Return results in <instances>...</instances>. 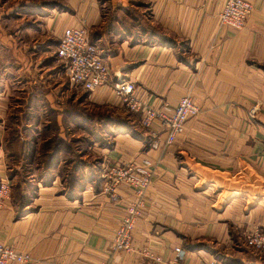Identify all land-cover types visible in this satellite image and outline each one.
<instances>
[{"label":"crops","instance_id":"1","mask_svg":"<svg viewBox=\"0 0 264 264\" xmlns=\"http://www.w3.org/2000/svg\"><path fill=\"white\" fill-rule=\"evenodd\" d=\"M226 1L148 0L151 17L142 35L119 19L113 25L97 0L24 3L33 23L17 25L13 33L5 25L0 32V181L12 184L0 209L4 245L30 253L32 264H158L143 255L144 248L163 264H264L244 239L254 229L264 231V0H247L254 11L240 31L219 24ZM49 2L64 3L67 10L58 13L53 4L43 15ZM81 26L110 65L111 79L94 92L83 90L78 104L85 113L91 105L103 109L97 123L103 133H115L109 148L89 143L88 154L59 153L48 168L39 129L49 113L60 116L62 106L76 107L78 96L64 93L61 101L57 67L52 62V75L45 73L49 66L40 50L45 37L61 38L66 28ZM119 79L134 82L139 101L161 118L186 96L200 112L168 146L161 120L144 129L140 116L114 96ZM13 128L19 152L7 147ZM64 140L68 146L75 142L72 136ZM93 148L104 168L135 163L154 169L131 253L113 252L112 245L138 195L122 184L114 203L87 181ZM71 170L87 183L61 194V177ZM50 175L54 180L45 182ZM177 247L187 252L184 261L177 260Z\"/></svg>","mask_w":264,"mask_h":264},{"label":"built area","instance_id":"2","mask_svg":"<svg viewBox=\"0 0 264 264\" xmlns=\"http://www.w3.org/2000/svg\"><path fill=\"white\" fill-rule=\"evenodd\" d=\"M253 5L247 0H227L219 14V24L234 30L246 27L253 14ZM57 56L63 62L69 73V80L73 87H80L85 91L94 92L105 87L111 79V67L103 58L100 49L89 37L85 27L66 28L57 49ZM137 86L134 82L119 79L114 85V96L119 99L128 111L139 115L141 125L152 130L154 123L161 120L166 126L168 134L166 145H174L178 135L183 132L185 124L198 116L200 109L193 100L183 97L170 117L161 118L152 107L143 105L137 98ZM257 109L250 111L251 118L256 116ZM157 145H154L156 147ZM107 179L102 185V191L111 194V200L119 203L117 188L122 184L128 185L138 195V201L127 207L128 216L115 232L112 245L113 252L131 253L135 250L133 233L137 221L145 213V194L154 179V172L150 165L130 163L126 165L109 166ZM11 195V186L2 182L0 185V209L3 201ZM245 243L252 251L264 257V231L254 229L245 233ZM143 255L162 263L160 256L154 255L151 250L143 249ZM177 259L184 260L187 252L176 249ZM33 258L28 252H19L4 245L0 241V264H32ZM216 264V263H211Z\"/></svg>","mask_w":264,"mask_h":264},{"label":"rangeland","instance_id":"3","mask_svg":"<svg viewBox=\"0 0 264 264\" xmlns=\"http://www.w3.org/2000/svg\"><path fill=\"white\" fill-rule=\"evenodd\" d=\"M27 1L28 0H0V32L1 33H3V28L5 25H6V27H9V29L5 28V30L12 31V33H13L15 31V29L17 28V25H21L23 23H25V24H29L31 22L33 23V17H31L30 15H28V16L25 15L26 13L28 14V12L25 11V9H24V7H25L24 3ZM45 1H47V0H45ZM61 2H64V0H61ZM97 2L101 6V13L104 14L105 17H107L109 15L110 16L109 18L111 19V23L113 25H114V20L119 19V24L121 23L123 27L129 28V31L133 32L136 35H142L143 33H145L147 31L146 28L149 24L148 21L150 20V17H151L150 5L148 3V0H97ZM53 4H54L55 10H57L58 13L64 12L67 10L64 3L58 5L55 2L54 3L49 2V3H45V5L42 6V8L44 10V11H42V14L46 15V14L50 13L49 7H51ZM10 26H12V28H10ZM39 35H41V34H39ZM61 38L60 37L54 38L51 35L45 37L43 48H42V50H40V55H41L40 57L44 59V65L49 66V67H46L45 73L49 72V75H52V74H50L51 73L50 64L52 62L54 64V66L57 67V69L54 70V73H57V72L59 73V78H60L59 88H60V99H61V101L64 99V97L61 96L62 94L69 93V92L71 94V92L73 91L72 93H75L76 97L78 96V98H75L77 100V104H75L76 107L67 106L66 109H68V110H66L64 108L65 106H62L60 116H59V113H57V112L49 113V117H48L49 119H47V124H45L44 128L43 127L41 128L42 133H41V129H39L40 130V135H39L40 137L38 139L41 138V140L43 141L40 149L44 153V151H46L45 147L49 141H52V140L56 141L60 138L63 141V143H65L64 139L69 138L71 136L74 137V139H75V142L73 141L71 143L73 152H75V153L80 152L82 154H88L89 143H91L90 144L91 147L97 146L99 148H104L106 145L109 148L108 143L112 141V137H113L115 132H114V130H112V131L110 130L111 132L105 134V133H103L105 131H101L100 124L97 123V121L99 120V117L105 115V111H103V109H100L99 107L94 106V105H91L90 107H87V105H85V107H87V111L90 110L88 113H90L93 118L88 119L86 117L83 119L82 115L77 114L78 111L81 113L83 112V109L81 108V107H83V105L78 104L84 100V97H83L84 94H82L83 89L80 87H73L71 85L70 80H69L68 70L65 67V65L63 64V62L57 56V49L59 47ZM92 40L93 39H91V41ZM58 42H59V44L57 46ZM46 86H49V85L45 84V87ZM69 98H70V100L68 103L71 104V97H69ZM72 98H74V97H72ZM66 100L67 99H65V101ZM68 103L66 105H68ZM61 105H63V102H61ZM80 105H82V106H80ZM148 107H150V106H148ZM64 112H67V115ZM75 112H76V114H73ZM173 112H174V110H173ZM173 112H172V114H173ZM172 114L170 116H172ZM71 115H73V117H71ZM170 116H168V117H170ZM57 117L60 118L61 124L64 127V128H62V133H61V128L56 127ZM249 117L251 118L250 112H249ZM251 119H253V118H251ZM154 125H153V127H154ZM165 128H166V126H165ZM146 130H148V129H146ZM18 132H20V131H18ZM12 134H16L15 128H13L11 130V135ZM166 134H168L167 128H166ZM10 139H12V137ZM103 140H105V141H103ZM8 146H12L13 151H18V152L20 151L18 143H13V145H11V143L9 142L7 144V147ZM15 147H17V149H15ZM94 150H95L94 148L92 150H90L92 155L87 158V162L91 163L90 164V173H89L90 178L87 181H89L91 184L94 183L96 185V187H98V189L101 190L103 183L107 179L106 175H107L109 166L123 165V164L110 163L107 165V167L104 168L103 167V161L101 159L102 157L100 155H98L99 153L94 152ZM42 157H44V156H42ZM42 159H44V158H42ZM44 162H45V159H44ZM150 167H151V170L154 172L152 165H150ZM75 175L77 178H79L78 181H76V182H74V170L69 171L68 174L66 172H64V175L61 177L62 178V183H61L62 186H60L61 192H62L61 194L71 195V194H74V189L80 190L82 187L85 186L87 181L86 182L84 181L85 180L84 177L82 175L77 176V171H75ZM44 178H45L44 179L45 182L46 181L51 182V180L52 181L54 180L55 176L50 175L49 177H44ZM47 179H51V180H47ZM2 182L8 183L11 186V191H12V184L8 179L1 180L0 185ZM77 182L80 185L82 183V186H79V188H78V186L76 185ZM92 186L95 187L94 185H92ZM177 248H181V247H177ZM144 249L149 250L148 248H144ZM176 249H175V252H176ZM181 249H183V248H181ZM142 251H143V249H142ZM182 261H184V260H182ZM158 264H163V262L158 263Z\"/></svg>","mask_w":264,"mask_h":264},{"label":"trees","instance_id":"4","mask_svg":"<svg viewBox=\"0 0 264 264\" xmlns=\"http://www.w3.org/2000/svg\"><path fill=\"white\" fill-rule=\"evenodd\" d=\"M82 111V110H81ZM73 114H76L73 113ZM78 115H82L83 119L84 118H88V119H91L93 118L92 115L90 113H85V112H77ZM71 117H73V115H71ZM100 118V117H99ZM12 139H11V145H13V143H18V144H21L19 142V137L17 136L16 137V134H12L11 135ZM23 145H21L22 147ZM45 150L44 153L42 151V154H44V159H45V165L49 168L51 166V164H55L58 160V154L59 153H64L66 154L67 152L69 154H71V152L73 151L72 149V146H68L67 143H63V141L59 138L58 140H52V141H49L45 147ZM68 150V151H67ZM78 174V173H77ZM79 175V174H78ZM77 175V176H78ZM80 176V175H79ZM79 178L76 177V175L74 174V182L78 181ZM83 179V178H82ZM77 185V183H76Z\"/></svg>","mask_w":264,"mask_h":264}]
</instances>
